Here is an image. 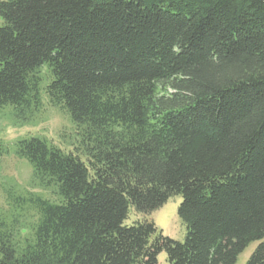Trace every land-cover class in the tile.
I'll use <instances>...</instances> for the list:
<instances>
[{"label":"trees","instance_id":"1","mask_svg":"<svg viewBox=\"0 0 264 264\" xmlns=\"http://www.w3.org/2000/svg\"><path fill=\"white\" fill-rule=\"evenodd\" d=\"M0 19V112L20 127L46 99L79 138L0 144L31 168L0 181V264H235L254 242L264 264V0H0ZM177 195L182 242L126 224Z\"/></svg>","mask_w":264,"mask_h":264},{"label":"rangeland","instance_id":"2","mask_svg":"<svg viewBox=\"0 0 264 264\" xmlns=\"http://www.w3.org/2000/svg\"><path fill=\"white\" fill-rule=\"evenodd\" d=\"M2 20L0 19V25ZM43 76L45 71H42ZM0 144L11 145L18 139L39 136L64 151L75 152L79 148L78 130L70 123L68 117L59 109L51 107L46 99L42 110L26 125L14 126L8 118V110L0 112ZM31 176L30 166L23 160L17 159L12 154L0 156V181L4 178H12L21 188H28L27 184ZM39 192V191H36ZM46 195H49L47 193ZM181 203V196H173L160 208L148 215L131 212L126 224L147 219L152 221L162 234L174 241L182 242L185 237V226L181 223L177 209ZM4 195L0 190V212H7ZM259 245V242L251 243L237 258L235 264H246L250 255ZM158 264H167L166 254L160 253L157 257Z\"/></svg>","mask_w":264,"mask_h":264}]
</instances>
